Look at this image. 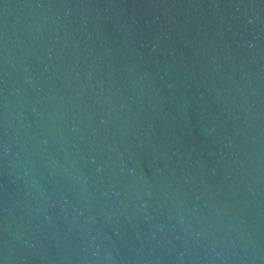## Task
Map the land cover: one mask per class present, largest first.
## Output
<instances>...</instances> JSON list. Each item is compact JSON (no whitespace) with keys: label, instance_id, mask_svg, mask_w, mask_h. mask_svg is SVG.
Instances as JSON below:
<instances>
[{"label":"water","instance_id":"water-1","mask_svg":"<svg viewBox=\"0 0 264 264\" xmlns=\"http://www.w3.org/2000/svg\"><path fill=\"white\" fill-rule=\"evenodd\" d=\"M0 264H264V0H0Z\"/></svg>","mask_w":264,"mask_h":264}]
</instances>
